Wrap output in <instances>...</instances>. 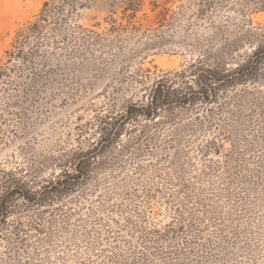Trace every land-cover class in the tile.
Masks as SVG:
<instances>
[{"label": "rangeland", "instance_id": "374dc122", "mask_svg": "<svg viewBox=\"0 0 264 264\" xmlns=\"http://www.w3.org/2000/svg\"><path fill=\"white\" fill-rule=\"evenodd\" d=\"M44 1L0 0V175L37 181L57 170L56 155L93 140L85 124L97 111L138 99L142 80L180 69L212 34L190 24L184 0L154 9L150 0H87L62 13L61 0H48L46 21ZM250 17L264 23V12ZM34 22L40 33L21 39ZM20 40L21 54L10 56ZM247 86L175 108L135 144L122 134L83 191L9 215L0 264H76L86 248L125 258L145 245L161 247L148 258L165 264H264V81ZM172 221L183 233L156 235ZM17 228L23 243L11 236Z\"/></svg>", "mask_w": 264, "mask_h": 264}, {"label": "trees", "instance_id": "16d2710c", "mask_svg": "<svg viewBox=\"0 0 264 264\" xmlns=\"http://www.w3.org/2000/svg\"><path fill=\"white\" fill-rule=\"evenodd\" d=\"M184 2L182 7L190 11V24L199 21L212 29V34L207 37L205 45L201 46L180 69L163 72L149 83L142 80L144 93L138 99L124 103L121 108L110 105L105 111H97L94 120L86 121L85 124L93 128L91 133L93 140L88 139L85 146L78 141L76 146L56 155L53 158V166L57 170H54L48 179L29 180L21 173L17 174L15 170H2L0 222L6 221L7 217L15 212L52 205L58 203L64 196L83 191L94 169L103 165L101 157L105 151L114 145L122 134L130 131L131 143L135 144L148 139L146 124L171 122V118L165 114H171L177 107L217 100L227 89L239 85L242 86L243 93L251 92L253 89L248 88L249 83L264 81V23L254 24L250 17L252 13L264 12V0H184ZM86 3L87 0H61L57 6L58 13H62L64 4H70V10L74 11L77 6ZM150 3L153 9L158 6L157 0H150ZM49 4L48 0L42 4L40 19L44 21L47 20V15L43 14V11L50 12ZM167 11V8L159 11V20L166 19ZM132 17L134 13L130 14V18ZM58 22L56 20L53 23ZM39 27L40 24L37 22L32 23L26 34H22L21 39L40 33ZM216 37L223 38L217 46ZM21 42L22 40L16 41L17 49L8 52L10 56L21 54ZM139 123L140 130L137 134L131 135ZM208 150L212 152L219 150L217 140L209 141ZM56 209L64 210L60 205ZM184 228L183 224L172 221L157 229L156 235L183 233ZM11 236L23 243L27 234L17 228L11 232ZM3 239H6V235L1 233L0 245L3 244ZM145 246L130 250L128 253L130 260L127 259L128 255L120 258L114 250L108 253L104 249L86 248L84 256L76 264H165L148 258L150 252H162L161 247L154 246L152 251H149L147 245ZM98 257L101 259L96 260ZM52 263L50 261L46 264ZM61 264L66 263L62 261Z\"/></svg>", "mask_w": 264, "mask_h": 264}]
</instances>
